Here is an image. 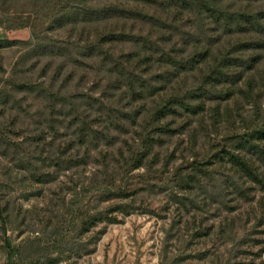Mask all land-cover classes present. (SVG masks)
I'll list each match as a JSON object with an SVG mask.
<instances>
[{"label":"rangeland","instance_id":"rangeland-1","mask_svg":"<svg viewBox=\"0 0 264 264\" xmlns=\"http://www.w3.org/2000/svg\"><path fill=\"white\" fill-rule=\"evenodd\" d=\"M78 2L0 0V264H7L6 239L21 250L22 259L15 257L14 264H219L232 240L224 238L228 242L224 243L212 236L201 237L204 230L199 229L218 225L229 217L234 218L235 228L245 226L234 238L231 254L242 264H264V225L253 226L257 215L253 208L260 207V191L254 193L251 205L244 198H225L231 208L228 215L219 201L207 206L202 203V188L194 190V196H200V206L187 205L183 201L185 193L175 186L171 174L194 156L203 160L212 146L264 118V55L255 73H249L256 78L255 82L245 83L244 76L230 90L219 89L218 95L205 99L207 110L200 114V127L194 117L188 121L191 126L178 133L185 127L182 123L187 120V113L181 118L170 116V132H160L162 145L155 146L154 152L158 154L152 169L148 172L139 168L125 178L121 175L122 165L135 146H140L139 135L152 98L133 103L120 100L113 96L112 87L104 88V81L99 85L105 77L101 69L79 57L81 63L73 64L72 59L59 74L65 58L54 56L62 53V46L84 44L79 35L81 24L71 25V15L63 8ZM32 32L43 44L54 45L56 54L44 56L35 50ZM71 51L68 50L67 57L76 55L74 48ZM75 64L81 68H75ZM161 68L154 65L145 74L157 92L154 99L169 94L184 96L187 89L182 92L185 86L181 87L178 80L172 79L178 85L166 87L159 77L165 70ZM191 76L187 75L185 83L188 89ZM42 82L62 84V97L73 98L66 99L64 114L57 113L58 107L48 112L49 101L45 97L40 99L20 88L25 83ZM88 92L101 99L106 109L112 107V114L129 112L134 116V110L143 113L127 121L123 115L118 122H123L124 128L113 133L105 131L109 138L79 144L69 127L71 116L76 113L71 109L88 112L92 121L95 110L81 101ZM215 104L220 112L216 126L209 113ZM192 128H196L193 133ZM194 141V145L190 144ZM68 160L70 164L66 163ZM209 160V167L213 168L215 159ZM220 171L224 174L216 177L230 187L232 177H224L232 175L228 165ZM119 185L128 186L121 192L126 198L117 193ZM109 189L114 190L108 194ZM119 204H130L131 213H113L115 223L83 231L81 222H86L87 216Z\"/></svg>","mask_w":264,"mask_h":264},{"label":"trees","instance_id":"trees-1","mask_svg":"<svg viewBox=\"0 0 264 264\" xmlns=\"http://www.w3.org/2000/svg\"><path fill=\"white\" fill-rule=\"evenodd\" d=\"M261 5H264V0H79L76 5L68 4L63 8L71 15V25L81 24L79 35L84 44L68 43L62 46V53L56 54L53 52L54 45L43 44L33 32L31 41L35 42V50L42 55L56 54L54 57L65 58L59 71L60 75L70 60L74 59L71 61L74 64L79 57L101 69L100 73L103 76L105 74V77L104 80H99V85L104 81V88L109 90L108 87H112L115 91L113 96H118L120 100L126 99L133 103L153 99L150 110L146 112L145 126L141 128L139 135L140 146H135L130 152V157L122 165L121 175L127 178L133 170L144 168L149 172L152 169L155 163L153 159L158 154L154 152L155 146L162 145L160 132H170V116L181 118L187 113V120L184 119L182 123L185 127L178 133L191 126L188 121L194 117L198 119L197 125L200 127V114L207 110L206 98L218 95L219 89L230 90L231 86L237 85L238 79L244 76L245 83L256 81V78L252 77L253 74L250 76L249 73H255L258 65L263 62L264 8H259ZM70 45L75 49L76 55L67 57L68 50L73 49ZM118 47L120 49H116ZM126 48L128 51H125ZM154 65L165 69L159 77L167 88L169 85H178L172 79L178 80L182 84L181 87L185 86L182 90L183 92L187 89L183 92L184 96L169 94L154 99L157 92L153 84L145 78V74L152 70ZM74 66L81 68L76 64ZM187 75H193L189 89L187 84L185 85ZM62 87V84L55 86L42 82L38 85L25 83L20 88L37 94L40 99L45 97L50 103L47 105L48 112L58 107L57 113L64 114L66 99L73 98H63ZM88 93L84 94L85 99L81 101L86 107L95 110L92 121V115L88 112L79 113L77 109H71L76 113L71 116L69 127L73 129L72 133L76 141H80L79 144L92 140L97 142L102 137L109 138V135H104L105 131L113 133L124 128L123 122H118L123 115L124 121H127L136 119L143 113L142 110H134V116L129 112L112 114V107L106 109L101 99H95L93 93ZM209 113L212 123L216 126L220 115L219 105L215 104ZM251 124V127L247 125L243 132L233 133V137L223 138L225 140L212 146L210 152H206L202 157L203 160L194 156L189 162L177 166L171 174L175 186L185 193L183 201L187 205L193 208L200 206V196H194V190L202 188V203L207 206L210 202L218 204L219 201L220 205L225 206L223 210L227 211L228 215L231 214V208L226 205L225 198H244L245 203L251 205L255 199L254 193L260 191V207L253 208L254 215L257 214L253 226L258 227L264 225V118ZM195 129L192 128V133ZM190 144L194 145L195 141ZM253 155L261 163L256 162ZM209 159H215L213 168L209 167L212 164ZM68 162L71 163L66 161ZM225 165H228L229 171L232 172V175L224 176L232 177L229 179L230 187L224 185V179L216 177V174H224L220 169H225ZM123 187L128 188L119 185L117 193L126 198L127 195L121 194L126 190ZM113 190L109 189L107 193L110 194ZM110 206L87 216V221L81 222L83 231H89L99 224L115 223L116 216H113V213L123 216L131 213L130 204ZM233 221L234 218L229 217L218 225L211 224L199 229L204 230L200 232L203 233L201 237L212 236L215 241L224 243H228L224 238H227V241L232 240L230 250L225 256L222 255L219 264H242L231 251L234 250V238L245 226L241 229L235 228ZM245 235L247 233L243 237ZM253 241L261 243L256 239ZM4 246L7 251V264H14L16 260L22 259L20 248L13 247L8 239L5 240Z\"/></svg>","mask_w":264,"mask_h":264}]
</instances>
